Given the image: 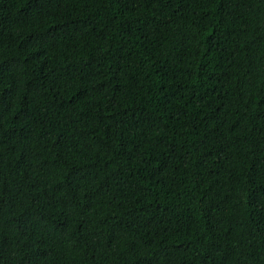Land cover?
<instances>
[{"label":"trees","instance_id":"obj_1","mask_svg":"<svg viewBox=\"0 0 264 264\" xmlns=\"http://www.w3.org/2000/svg\"><path fill=\"white\" fill-rule=\"evenodd\" d=\"M0 264H264V0H0Z\"/></svg>","mask_w":264,"mask_h":264}]
</instances>
